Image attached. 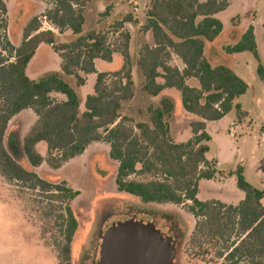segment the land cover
I'll return each instance as SVG.
<instances>
[{
  "label": "trees",
  "instance_id": "16d2710c",
  "mask_svg": "<svg viewBox=\"0 0 264 264\" xmlns=\"http://www.w3.org/2000/svg\"><path fill=\"white\" fill-rule=\"evenodd\" d=\"M88 1L50 0L42 15L61 34L70 30L78 35L75 39L58 43V35L42 29V18L33 16L16 45L7 35L8 6L0 0V174L9 182L47 194L49 209L43 214L59 230L55 241L58 264H73L72 242L78 219L71 203L80 191L66 181L57 183L41 177L35 168L46 162L59 169L99 141L110 144L109 155L118 161L115 182L119 192L146 204L191 201L188 208L196 218L190 237L193 246L213 250L226 264H264V189L246 180L243 167H238L236 180L245 196L238 203L198 198L199 180L213 178L216 171V161L207 158L212 136L206 122L221 119L233 108L239 120L247 114L237 102L248 90L247 82L229 65L213 64L205 55L207 44L223 33V23L216 14L229 6L228 0H151L147 10L143 29L152 33L153 44L145 45L138 59L145 76L143 89L154 96L167 89L178 90L180 106L200 118L191 122L192 137L183 142L175 141L172 135L169 118L178 104L170 96H163L158 106L150 105L149 121H139L135 127L120 114L123 101L134 96L133 75L125 64L119 69L97 70L96 60L111 62L116 49L96 29L83 34ZM129 39L127 34L122 52L127 58ZM41 44H49L60 53L62 71L76 77L78 86L86 82L80 72L96 73L93 92L83 99L59 72L38 80L30 78L27 67ZM225 51H249L260 61L253 26ZM172 54L180 57L183 68L171 63ZM110 75L115 80L108 83ZM257 75L264 82L261 62ZM54 93L65 98L57 100ZM27 108L34 111L36 121L22 144L11 136L7 145L11 120ZM40 142L47 145L46 157L37 149ZM21 155L28 166L18 160ZM146 174L153 178L135 177ZM56 198L61 199L60 204H54Z\"/></svg>",
  "mask_w": 264,
  "mask_h": 264
},
{
  "label": "rangeland",
  "instance_id": "374dc122",
  "mask_svg": "<svg viewBox=\"0 0 264 264\" xmlns=\"http://www.w3.org/2000/svg\"><path fill=\"white\" fill-rule=\"evenodd\" d=\"M4 1L8 6L7 35L14 44L18 45L21 42L23 28L33 16L42 18V29L49 28L42 15L49 8L50 0ZM150 1H88L84 7L86 20L83 34L96 29L104 34L107 41L116 49L110 63L99 61L100 65L97 67L99 72L119 69L124 64L131 69L134 96L123 101L120 110V114L129 119L127 124L135 127L139 121H149L148 107L158 106L163 96H170L178 104V108L169 118L172 135L175 141L183 142L192 137L191 122L199 117L180 106L181 96L178 90L167 89L162 94L154 96L143 89L145 76L138 64V58L143 47L152 40V33L143 29ZM228 2L229 6L216 14L225 31L216 43L228 45L235 43L246 30L242 28L254 24L261 60L250 52L236 54L234 57L237 60L227 59L231 55L226 58L218 57L221 62L232 66L237 61L233 68L248 84V90L237 99V102L248 111L249 116L241 124L237 117V109L233 108L221 119L207 122V131L212 135L207 158L216 161V171L213 178L199 180L198 198L205 201L224 199L223 201L235 203L239 196L244 197V193L237 187L239 166H243V174L249 183L264 189V141L261 140V133H264V82L257 75L258 64L261 62L264 65V0ZM129 17L131 20L125 21ZM139 23L143 24L138 26ZM51 26L59 37L58 43L69 42L78 36L72 34L70 30L61 34L58 28ZM127 34L130 38L128 58L122 54ZM62 61L60 53L56 52L53 46L42 44L29 63L27 74L30 78L38 80L46 74L59 72L85 99L87 94L94 90L97 74L89 78L87 74L80 72L87 82L83 86H78L76 77L66 75L62 71ZM171 63L179 65L181 61L173 54ZM114 80L111 75L106 79L108 83ZM190 83L196 84V81L191 80ZM53 97L57 100L65 98L60 93H54ZM36 119V114L30 108L17 114L7 129L6 144L8 145L11 136H16L22 144L24 135ZM120 120L121 117L117 122ZM37 147L46 157V143L40 142ZM109 151V143L94 142L83 154L70 159L59 169L51 168L46 162L35 168L41 177L57 183L66 181L70 187L80 191L71 203L78 219V228L72 242L73 264H96L102 236L107 227L113 222L129 218L153 221L163 232L176 236L177 253L174 264L227 263L223 258L217 259L213 250L207 252L190 243L196 224V218L188 208L191 201L182 204H146L133 195L119 192L115 182L118 161L110 157ZM18 160L22 165L28 166L25 156L21 155ZM135 177L140 180L153 178L151 174ZM46 195L38 190L32 191L22 187L18 182H9L0 174V264H58L55 241L59 237V230L44 217L43 211L49 209L50 201ZM60 203L61 199L56 198L54 204ZM239 264L251 263L242 261Z\"/></svg>",
  "mask_w": 264,
  "mask_h": 264
},
{
  "label": "water",
  "instance_id": "95a60500",
  "mask_svg": "<svg viewBox=\"0 0 264 264\" xmlns=\"http://www.w3.org/2000/svg\"><path fill=\"white\" fill-rule=\"evenodd\" d=\"M176 253V236L153 221L129 218L107 227L96 264H174Z\"/></svg>",
  "mask_w": 264,
  "mask_h": 264
},
{
  "label": "crops",
  "instance_id": "0c3cea01",
  "mask_svg": "<svg viewBox=\"0 0 264 264\" xmlns=\"http://www.w3.org/2000/svg\"><path fill=\"white\" fill-rule=\"evenodd\" d=\"M84 15H85V20H86V13H85V11H84ZM141 24H143V23H139V25L138 26H140ZM252 26H253V29H254V35H255V41H256V43H257V46H258V41H257V30H256V26L254 25V24H251ZM56 28V27H55ZM248 28V27H247ZM247 28H242V29H247ZM83 29H84V27H83ZM53 30V29H52ZM245 31V30H244ZM243 31V32H244ZM149 32V31H148ZM224 33H225V31L223 30V33L221 34V36L222 35H224ZM221 36L219 37V38H221ZM218 38V39H219ZM240 38V37H239ZM238 38V39H239ZM218 39L217 40H215L214 42H210V43H208L207 44V46H206V49H205V55L207 56V58L213 63V64H219V63H223V62H221L220 60H219V58H226V57H228L229 55H231L230 57H228L227 59H231V58H234V59H236L237 60V58H235L234 56H236V54H238V53H243V52H249V51H243V52H235V53H227L226 51H225V47L226 46H228V44H217L216 42L218 41ZM153 44V36H152V40H151V43H150V45H152ZM234 43H232V44H229V45H233ZM42 45V44H41ZM40 45V46H41ZM251 53V52H250ZM253 54V53H252ZM260 54V53H259ZM173 55V54H172ZM176 55V54H175ZM233 55V56H232ZM115 56V55H114ZM176 57L181 61V63L179 64V65H177L179 68H183L184 66H185V64L183 63V61L180 59V57L179 56H177L176 55ZM219 57V58H218ZM218 58V59H217ZM139 59V58H138ZM99 61H103V60H100V59H98V60H96V68L98 67V65H100V62ZM224 61V60H223ZM104 62H106V61H104ZM110 63V62H109ZM223 64H227V63H223ZM227 65H229V64H227ZM237 65V61L235 62V64L233 65L234 67ZM230 67H232L233 68V66H232V64L231 65H229ZM234 69V68H233ZM94 74H96V73H89V74H87V76L90 78L91 76L93 77V75ZM91 77V78H92ZM87 82V81H86ZM86 82H85V84H86ZM263 82V81H262ZM62 99H64V98H62ZM242 106V105H241ZM178 108V107H177ZM243 109V108H242ZM244 110V109H243ZM186 111V110H185ZM244 111H246L247 112V114H246V116H244L242 119H241V124H242V122H245V120L248 118V116H249V113H248V111L247 110H244ZM192 114V113H191ZM193 115H195V114H193ZM197 116V115H196ZM200 119V118H199ZM196 120H198V119H196ZM251 120V122H249V124H251L252 123V119H250ZM216 121V120H215ZM207 122H209V121H207ZM207 122H206V126H207ZM238 125H240V124H238ZM237 125V126H238ZM212 136V135H211ZM261 140L262 141H264V133L262 132L261 133ZM38 146V145H37ZM264 164V163H263ZM241 167H243V166H241ZM264 170V169H263ZM239 189V188H238ZM240 190V189H239ZM240 191H242V190H240ZM236 192V191H235ZM243 192V191H242ZM199 193V192H198ZM244 193V192H243ZM199 195V194H198ZM239 195V194H238ZM244 196H245V193H244ZM244 198V197H243ZM243 198H240V196H239V200L237 201V202H235V203H233V204H236V203H238L240 200H242ZM220 200V199H219ZM224 200V199H223ZM222 200V201H223ZM224 202H226V201H224ZM226 203H231V202H226Z\"/></svg>",
  "mask_w": 264,
  "mask_h": 264
},
{
  "label": "built area",
  "instance_id": "2783aa9c",
  "mask_svg": "<svg viewBox=\"0 0 264 264\" xmlns=\"http://www.w3.org/2000/svg\"><path fill=\"white\" fill-rule=\"evenodd\" d=\"M135 9L137 10L138 8L135 7ZM44 19H45V23L48 24V26H49L48 29H53V27L51 26V25H53V24H51L49 21H47L45 17H44Z\"/></svg>",
  "mask_w": 264,
  "mask_h": 264
}]
</instances>
